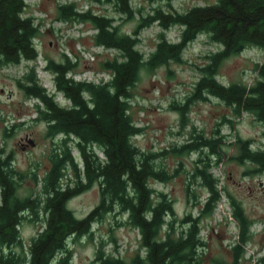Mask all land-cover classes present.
<instances>
[{
  "label": "trees",
  "instance_id": "1",
  "mask_svg": "<svg viewBox=\"0 0 264 264\" xmlns=\"http://www.w3.org/2000/svg\"><path fill=\"white\" fill-rule=\"evenodd\" d=\"M106 2L121 15H133L131 0H89ZM169 2L170 0H166ZM25 0H0V65L15 64L37 57L34 40L40 27L32 16L25 15ZM59 18L64 21L90 22L96 45L114 49L120 58L106 59L103 69L110 77L105 82L75 80L67 73L76 62L49 60L47 69L53 82L69 105H59L54 95L39 83L33 68L26 83H20L29 97L40 101L37 112L47 123L48 134L64 136L62 145L55 147L50 166L40 181L41 191L35 196L21 197L17 193L21 174L11 166L10 156L0 150V264H69L68 238L91 235V224L105 212L120 210L140 235L143 254H135L129 262L119 256L97 250V264H202L200 249L205 242L200 235L199 219L187 215L185 226L175 230L168 220L172 201L163 192H157L150 181H164L168 173L155 162V154L137 147L132 137L140 132L130 114V90L139 79L143 68H154L169 61H180L186 45L199 34H206L221 48L209 56L200 67L201 76L195 82L187 101L214 96L231 107L234 115L252 114L264 126V61L257 65L258 77L250 85L241 82L223 84L216 79L217 69L227 57L247 47L264 48V0H217L212 4L194 5L184 12H169L156 8L141 19L139 26L157 22L163 29L180 28L179 40L169 41L163 34L147 56L136 45L139 38L120 32L114 18L95 13L91 8L81 10L75 2L58 4ZM183 111L185 106H174ZM228 120V119H227ZM69 137L75 140L78 160L70 153ZM217 139L202 134L177 151L208 147L216 152ZM238 161L257 165L264 171V149H253L249 140L238 139ZM102 152L103 157L96 153ZM68 167L73 178H66ZM202 178L207 197L201 212L211 214L221 194L218 180L210 172L209 162L196 167ZM94 182L100 186L99 203L84 217H77L67 207L70 198L89 188ZM232 215L238 222V238L233 245L234 255L229 262L240 264L243 246L250 236L252 221L242 208L231 199ZM30 211L40 212L44 227L28 245L27 257L14 256L6 249L20 242L19 226ZM60 254V256H58Z\"/></svg>",
  "mask_w": 264,
  "mask_h": 264
},
{
  "label": "rangeland",
  "instance_id": "2",
  "mask_svg": "<svg viewBox=\"0 0 264 264\" xmlns=\"http://www.w3.org/2000/svg\"><path fill=\"white\" fill-rule=\"evenodd\" d=\"M216 1L131 0L134 12L128 17L116 12L106 2L25 0V15L32 16L40 27V33L35 38L39 55L35 60L0 65V150L2 156H10L11 166L22 176L17 193L21 197L40 193V181L50 166L49 157L64 139L61 134H48L47 123L37 112L40 101L27 96L20 84L26 83L30 68H33L39 83L51 92L54 74L42 69L49 60L61 62L68 57L76 62L71 72L75 80L97 82L99 78L107 79L110 74L103 69L102 63L106 59L120 58L116 50L95 44V29L90 22L60 19L58 4L75 2L81 10L91 8L95 13L114 18L120 32L132 34L136 31L139 38L136 48L147 56L161 34L169 41H178L180 28L172 26L163 29L157 22L139 26L143 17L156 8L184 12L194 5ZM220 48L209 36L199 34L186 45L180 61H169L140 71L128 101L129 114L134 124L141 128L132 141L142 151L154 153L157 165L168 173L166 180H151L150 185L171 199L173 214L167 219L172 220L175 230L185 226L182 220L187 215L198 217L200 235L205 242L200 249L202 264L229 262L234 255L233 245L238 238L239 227L232 215L231 199L236 200L246 218L252 221L240 264H264V171L257 170L255 164L236 158L239 153L238 139L249 140L253 149H264V126L250 113L234 115L230 106L211 95H207L206 99L187 101L201 76L200 67ZM263 61L264 48L247 47L221 62L216 79L223 84L241 82L250 85L258 77L257 65ZM54 99L58 104L68 105L61 94H56ZM174 106H185V109L181 111ZM198 134L217 139L216 152L205 146L187 151L176 150L192 142ZM29 139L33 145L29 144ZM21 140L28 144L26 148L20 146ZM67 141L70 153L81 168L77 150L73 147L75 140L69 137ZM206 162H209L210 172L218 180L221 194L211 214L201 212L208 193L202 178L196 173V167L203 168ZM65 174L62 182L72 180L71 167L66 169ZM99 190L98 182H94L70 198L67 207L75 216L84 217L99 203ZM24 215L19 226L20 242L6 249L7 253L11 252L19 258L27 257L31 239L44 227L42 213L35 215L27 211ZM91 231V235L68 238L69 264H97L98 249L119 256L126 262L135 254L144 253L138 231L120 210L105 212L91 224Z\"/></svg>",
  "mask_w": 264,
  "mask_h": 264
},
{
  "label": "flooded vegetation",
  "instance_id": "3",
  "mask_svg": "<svg viewBox=\"0 0 264 264\" xmlns=\"http://www.w3.org/2000/svg\"><path fill=\"white\" fill-rule=\"evenodd\" d=\"M25 140V139H24ZM27 140V139H26ZM20 146L22 147V148H26L27 146H28V144L27 143H25V142H23L22 140L20 141Z\"/></svg>",
  "mask_w": 264,
  "mask_h": 264
},
{
  "label": "water",
  "instance_id": "4",
  "mask_svg": "<svg viewBox=\"0 0 264 264\" xmlns=\"http://www.w3.org/2000/svg\"><path fill=\"white\" fill-rule=\"evenodd\" d=\"M28 142L30 145H33V142L30 139L28 140Z\"/></svg>",
  "mask_w": 264,
  "mask_h": 264
},
{
  "label": "bare ground",
  "instance_id": "5",
  "mask_svg": "<svg viewBox=\"0 0 264 264\" xmlns=\"http://www.w3.org/2000/svg\"><path fill=\"white\" fill-rule=\"evenodd\" d=\"M35 60V59H34Z\"/></svg>",
  "mask_w": 264,
  "mask_h": 264
}]
</instances>
